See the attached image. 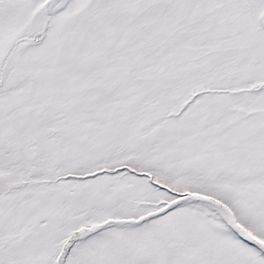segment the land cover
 <instances>
[{
	"label": "snow or ice",
	"instance_id": "snow-or-ice-1",
	"mask_svg": "<svg viewBox=\"0 0 264 264\" xmlns=\"http://www.w3.org/2000/svg\"><path fill=\"white\" fill-rule=\"evenodd\" d=\"M0 264H264V0H0Z\"/></svg>",
	"mask_w": 264,
	"mask_h": 264
}]
</instances>
